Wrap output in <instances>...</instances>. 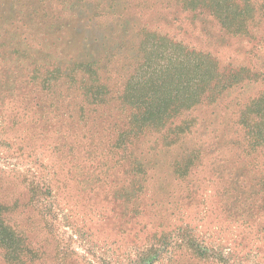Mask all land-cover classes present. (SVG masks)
<instances>
[{"label": "rangeland", "instance_id": "374dc122", "mask_svg": "<svg viewBox=\"0 0 264 264\" xmlns=\"http://www.w3.org/2000/svg\"><path fill=\"white\" fill-rule=\"evenodd\" d=\"M163 38L240 75L147 126ZM0 205V264H264V0H0Z\"/></svg>", "mask_w": 264, "mask_h": 264}, {"label": "trees", "instance_id": "16d2710c", "mask_svg": "<svg viewBox=\"0 0 264 264\" xmlns=\"http://www.w3.org/2000/svg\"><path fill=\"white\" fill-rule=\"evenodd\" d=\"M215 6L217 7V5ZM214 11H217V17L221 21L223 20V25L231 32L243 33L247 31L246 8L243 7L240 11L234 12L236 20L229 23L226 21L229 19L228 16L220 8L217 7ZM163 39L162 41L166 43V49L170 46V49H165V52L160 54L166 58V61L160 65L161 70H164L159 71L158 77L154 76V78L150 79L152 85L160 86L162 99L158 101L156 107H148L153 111L147 109L145 115L150 116V119L143 120V125L147 126L153 123L150 120L154 116H157L159 123L167 125L168 120L177 115L181 109H187L204 101L214 99L220 91L228 87L240 75V72H231L225 75L209 56L194 52L186 53L185 47L174 44L168 39ZM145 99L148 101L150 97ZM173 100L175 101L174 105L171 103ZM2 229L5 236L11 228L6 226V223L0 219L1 233Z\"/></svg>", "mask_w": 264, "mask_h": 264}]
</instances>
